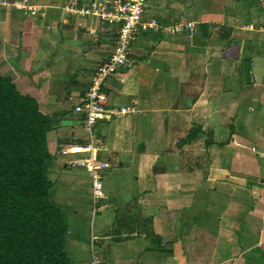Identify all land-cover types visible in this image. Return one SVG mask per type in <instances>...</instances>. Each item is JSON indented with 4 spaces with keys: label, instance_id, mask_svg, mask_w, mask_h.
Wrapping results in <instances>:
<instances>
[{
    "label": "crops",
    "instance_id": "obj_1",
    "mask_svg": "<svg viewBox=\"0 0 264 264\" xmlns=\"http://www.w3.org/2000/svg\"><path fill=\"white\" fill-rule=\"evenodd\" d=\"M32 2L44 17L0 7V73L53 119L49 178L71 264H90L92 235L105 264H264L261 0H147L159 27L104 86L110 105H138L97 125L112 168L95 212L88 171L68 164L85 154L61 150L86 142L75 106L115 32L67 14L66 0ZM180 23L193 34L169 30Z\"/></svg>",
    "mask_w": 264,
    "mask_h": 264
},
{
    "label": "trees",
    "instance_id": "obj_2",
    "mask_svg": "<svg viewBox=\"0 0 264 264\" xmlns=\"http://www.w3.org/2000/svg\"><path fill=\"white\" fill-rule=\"evenodd\" d=\"M52 123L0 73V264H71L68 222L49 178Z\"/></svg>",
    "mask_w": 264,
    "mask_h": 264
},
{
    "label": "built area",
    "instance_id": "obj_3",
    "mask_svg": "<svg viewBox=\"0 0 264 264\" xmlns=\"http://www.w3.org/2000/svg\"><path fill=\"white\" fill-rule=\"evenodd\" d=\"M263 22L259 30L264 31V0ZM147 0H66L64 11L69 15L80 16L106 23L115 32L113 50L103 57L97 65L92 82L84 96L75 106V111L83 117V125L87 133L84 144L67 146L61 150L63 155L84 153L81 157H72L68 164L72 168H83L88 171L92 182L94 212L100 199L107 196L104 184L105 175L110 172L112 164L99 158L103 141L97 125L103 119L114 118L135 113L137 102L133 106H114L108 102V95L104 91L106 81L123 68H131L137 63L132 51V45L142 31L158 29L155 18L146 17ZM0 7L4 9H18L34 18L44 17L46 12L32 0H0ZM171 32L190 30L193 34V23H180L169 28ZM99 238L92 235L90 264H105L103 248L99 245Z\"/></svg>",
    "mask_w": 264,
    "mask_h": 264
}]
</instances>
